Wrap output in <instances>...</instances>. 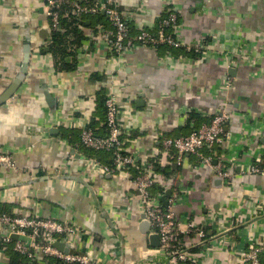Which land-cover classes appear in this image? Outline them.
<instances>
[{
	"label": "crops",
	"instance_id": "obj_1",
	"mask_svg": "<svg viewBox=\"0 0 264 264\" xmlns=\"http://www.w3.org/2000/svg\"><path fill=\"white\" fill-rule=\"evenodd\" d=\"M118 4L134 32L156 26L164 11L178 12L186 47L139 46L110 59L107 42L89 35L99 23L89 15L80 25L86 38L75 47L76 67L61 70L48 51L44 0H0V96L20 72L25 45L31 47L24 79L0 104V151L15 163L0 164V210L73 225L75 233L52 240L89 252L96 264H168L132 176L93 171L87 161L82 125L96 116L99 96L113 90L121 125L137 134L127 151L157 161L153 193L164 200L177 194L182 229L191 222L205 230L203 238L182 234L188 264H239L254 243L262 245L264 263V0ZM222 110L230 115L222 139L204 151L227 164L230 179L195 154L178 162L162 152L165 136L189 134ZM63 129L78 134L64 137ZM57 258L28 263L13 242H0V264H65Z\"/></svg>",
	"mask_w": 264,
	"mask_h": 264
},
{
	"label": "built area",
	"instance_id": "obj_2",
	"mask_svg": "<svg viewBox=\"0 0 264 264\" xmlns=\"http://www.w3.org/2000/svg\"><path fill=\"white\" fill-rule=\"evenodd\" d=\"M67 0H44L46 12L52 19V27L60 26V15L52 7H58ZM73 12L82 16L102 9L108 16L111 27L103 23L96 25L90 31L92 39L107 42L111 51L110 59L118 58L121 54L139 46L158 47L166 44L171 47H186L184 41L177 35L179 26L178 12L171 10L159 16L156 26L142 28L133 33L129 20L119 9L118 0H100L95 6L88 7L75 2ZM81 25V24H80ZM118 95L110 91L105 100L107 134H99L88 124L82 125L81 140L84 146L92 149H105L114 153L113 164H105L94 157H87L90 168L103 174L131 175L139 191V199L146 218L159 234L160 244L168 257V264H188L190 254L184 245L182 234L191 232L199 237H205L203 228H196L189 222L188 229L183 230L182 221L174 211L177 194L167 200H162L152 192L159 172L156 162L151 159H139L135 153L128 152L126 142L131 130L124 128L119 119ZM228 112L222 110L212 116L210 122L203 124L191 133L181 136H165L161 142V150L169 154L170 159L182 162L186 153L195 154L203 165H213L216 172L224 179H230L233 174L227 164L214 153L215 145L221 141L225 125L229 120ZM176 150V154L174 153ZM216 161V162H215ZM0 164L14 166L10 153L0 151ZM253 171H259L252 166ZM77 229L68 223L51 217L29 216L21 213L0 212V242L14 240V248L21 254L32 259L55 256L67 263L80 262L82 264H96L89 252L65 253L52 244L56 234L69 235ZM14 234L17 237L14 239ZM261 244H251L241 255L239 264H264L261 258Z\"/></svg>",
	"mask_w": 264,
	"mask_h": 264
},
{
	"label": "trees",
	"instance_id": "obj_3",
	"mask_svg": "<svg viewBox=\"0 0 264 264\" xmlns=\"http://www.w3.org/2000/svg\"><path fill=\"white\" fill-rule=\"evenodd\" d=\"M97 1L98 0H67V1L63 2L58 7H52L53 10H57L59 12L60 26L58 28L52 27L50 42H48L47 46L49 48L48 51H51L55 55L56 65L59 69L70 70V69H74V67H76V59H75V56H76L75 50L76 49H75V47H77L78 45L81 44L82 39L86 38L85 30L80 27V24L87 26V18H86L87 16L97 15L98 16L97 23L98 22L103 23L107 26L108 23H105V22H109V27H111L109 18L107 16V14H105L103 12L102 9L97 10L93 13L84 14L82 16H79V15H77V13L73 12V9L75 8V5H74L75 2H79L85 6H88V7H93L97 4ZM167 12L168 11H164L163 13H161V16L165 15ZM106 18L108 21H106ZM49 20H50V24L52 25V19L50 16H49ZM157 22H158V20H157ZM130 27H131V25H130ZM131 29H132V27H131ZM132 32L136 33L133 30H132ZM163 46L167 47L169 45L162 44V45H159L157 48L163 47ZM71 47H73V48H71ZM42 50L46 51V45L44 47H42ZM106 97H107V95H105V94L99 96L97 114L88 123V125L93 127L97 133L102 134V135L108 133V127H107V123H106V106H105ZM101 121L103 122L102 127H101L102 133L100 131L101 129H97V125ZM76 133L78 134V131H76V130H73L70 132L68 129H63V131H62V135L64 137H69L71 134L77 135ZM136 135H135V132H131L128 137L132 138V137H135ZM126 144H127V142H126ZM86 148H87L86 149L87 155L97 158L102 163L109 164V165L113 164L114 153L112 151L105 150V149H92V148H88V147H86ZM206 153H209V152H206ZM215 156H216V154H215ZM260 166L262 168H264V163H261ZM163 171H164V173H167L166 170H163ZM156 185H157V183L153 186L152 190H154ZM162 200H164V199H162ZM7 210L9 211V208L1 207L0 212H8ZM11 242H14V240H12ZM23 255L26 256L27 259H29L28 263L30 262V260L35 261V259H32L28 255H26V254H23ZM57 259L62 260L59 258H57ZM62 261H64V260H62ZM64 263L65 264H82L80 262L67 263L65 261H64Z\"/></svg>",
	"mask_w": 264,
	"mask_h": 264
},
{
	"label": "water",
	"instance_id": "obj_4",
	"mask_svg": "<svg viewBox=\"0 0 264 264\" xmlns=\"http://www.w3.org/2000/svg\"><path fill=\"white\" fill-rule=\"evenodd\" d=\"M43 30L45 32L47 31L46 29H43ZM42 36L45 37V35H42ZM30 52H31V47H30V44L27 43L25 45V48H24V58H23V62H22L20 72L15 77L14 81L10 84V86L0 96V104L5 102L6 99H8L10 96H12L14 94V92L17 90L18 86L21 84L22 80L24 79V77L26 75V69H27V66H28V63L30 60ZM58 130H59L58 128H52L51 129V131H54V132H57ZM145 217H146V214H145ZM147 222L150 223L149 220ZM14 236H15V238L17 237L16 234H14ZM151 237L154 238V240H157L160 242V237H159L158 233L152 234ZM52 244L65 253L70 252L69 247L65 242L58 241V240H52Z\"/></svg>",
	"mask_w": 264,
	"mask_h": 264
}]
</instances>
